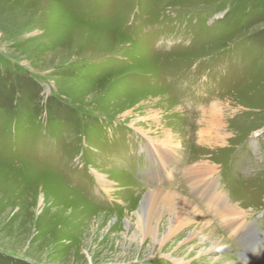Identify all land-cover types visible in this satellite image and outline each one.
<instances>
[{
	"label": "rangeland",
	"instance_id": "rangeland-1",
	"mask_svg": "<svg viewBox=\"0 0 264 264\" xmlns=\"http://www.w3.org/2000/svg\"><path fill=\"white\" fill-rule=\"evenodd\" d=\"M211 106L218 143L199 115ZM199 162L215 165L212 194L243 226L190 192L184 170ZM151 189L193 198L204 220L153 242L136 225ZM256 256L264 0H0V264Z\"/></svg>",
	"mask_w": 264,
	"mask_h": 264
},
{
	"label": "bare ground",
	"instance_id": "bare-ground-1",
	"mask_svg": "<svg viewBox=\"0 0 264 264\" xmlns=\"http://www.w3.org/2000/svg\"><path fill=\"white\" fill-rule=\"evenodd\" d=\"M215 108H212L211 106L208 109L201 110V112H199V115L200 117L204 118L205 123H208L209 126H217V130L213 131V129H211L209 135L214 134L215 132L217 136L215 137V140L218 143V139L221 138L220 136H218V131H220L222 127L221 125H218V122L220 120V117L218 115L220 113L217 112V108ZM200 120L202 119L200 118ZM199 132V130L196 132L198 138H200ZM168 139H170V137H168ZM170 154H174V152H164L163 156ZM172 159H174L173 156ZM215 168V165L207 164L206 162H199V164H191L185 167L183 174L184 179H186L188 183L187 186L188 189H190V192L196 197L202 198L204 200L203 204L209 207H212V205H219L220 203L217 202L215 195L212 194V190L215 187V178L214 176H212L216 170ZM98 182L104 192L109 191V182L103 180L100 175H98ZM197 207L198 206L193 198H187L182 193L176 190L151 189L149 191L148 201L143 207L142 213L140 215H136V225L139 231H141L144 235H148V237L152 238L153 242L158 241L159 238L168 239V235H171L173 234V232L179 230L182 225H189L192 222L204 220L202 213L198 211ZM233 210L226 203H221L218 206L217 211L219 212V215L223 217V220H225L223 221L224 223H228V225L234 227H240L241 225L243 226L244 224L242 223L241 216L242 212H236L237 216L233 221H231L232 219H229V216H233V213H235V210ZM165 211L169 214L167 216L168 218H160L162 212ZM166 221L169 223V230L168 234L163 235L165 232L163 227ZM208 237L210 238V235ZM157 244L163 245V243ZM258 257L259 256H256L253 260H249L248 264H264V260Z\"/></svg>",
	"mask_w": 264,
	"mask_h": 264
}]
</instances>
